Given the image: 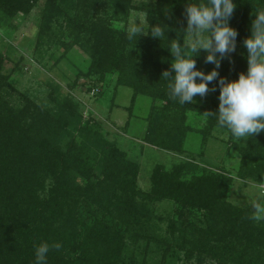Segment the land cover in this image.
<instances>
[{
  "label": "trees",
  "instance_id": "16d2710c",
  "mask_svg": "<svg viewBox=\"0 0 264 264\" xmlns=\"http://www.w3.org/2000/svg\"><path fill=\"white\" fill-rule=\"evenodd\" d=\"M35 1L0 0V20L27 13ZM69 1L43 0L38 35L46 34L49 22L63 14L91 57L88 73L96 77L88 81L87 90L94 93L106 74L116 72V85L132 90L131 103L138 95L152 99L143 141L183 153L189 130L186 112L214 113L219 103L216 81L209 87L217 91H209L206 103L180 105L169 99L168 81L162 76L171 72L170 43L183 46L186 40L189 0H155L139 7L131 0H73V15L68 13ZM233 2L236 7L228 23L238 33L241 53L227 54L217 69L227 80L246 73L244 41L251 35L254 13L264 10V0ZM131 8L146 15L147 31L136 41L110 23L118 15L125 18ZM158 25L166 26V39L151 36V27ZM185 50L192 55L186 41ZM204 53L200 50L193 57L198 70ZM2 65L0 55V264H35V248L42 242L62 245L50 250L47 264H120L126 239L137 240L155 229L151 206L161 200L175 204L167 225L169 242L160 240L165 247L173 244L195 264L206 259L264 264V219L257 221L248 208L229 202L231 177L204 168L198 175L199 165L185 159L169 169L154 165L150 188L141 190L138 162L110 142L99 122L91 115L84 117L72 99L57 101L53 110L27 97L19 105L8 102L2 95L8 87ZM156 100L163 104L155 105ZM214 128L228 132L230 146L240 155L238 176L263 182L264 131L237 141L207 115L203 141Z\"/></svg>",
  "mask_w": 264,
  "mask_h": 264
},
{
  "label": "rangeland",
  "instance_id": "374dc122",
  "mask_svg": "<svg viewBox=\"0 0 264 264\" xmlns=\"http://www.w3.org/2000/svg\"><path fill=\"white\" fill-rule=\"evenodd\" d=\"M74 1H69L70 15L76 11ZM131 1L139 7L155 0ZM43 4V0H36L27 13H20L11 21L0 20L2 73L8 86L2 95L8 102L19 105L21 98L27 97L53 110L57 101L70 98L78 104L84 117L91 115L99 122L104 136L110 142H114L129 158L138 162L137 186L141 190L147 191L150 188L149 178L154 165L160 164L169 169L181 160L190 159L199 165L198 175L201 168H204L224 172L231 177L229 202L237 207L248 208L253 216L258 214L254 206L264 207V181L258 183L238 176L240 155L230 146L227 131L214 128L203 141L202 129L207 115L187 111L185 124L189 130L184 138L183 153L146 144L143 137L153 105L152 99L138 95L131 103L132 90L116 85V72L106 74L94 93L92 89L87 90L88 81L96 77L88 73L91 62L89 53L84 49L82 40L79 41L71 33L63 14L49 22L46 34L38 35ZM133 21L140 23L146 33V15L140 9L131 8L125 18L118 15L110 23L114 29L128 31ZM185 41L187 44V36ZM234 52L241 53L240 44L236 43ZM207 54H203L199 66L200 71L205 73L215 68L214 64L206 62ZM174 59L172 55L171 63ZM206 101L205 97H194V102L204 104ZM154 104L160 106L163 103L156 100ZM151 209L155 229L137 240L126 239L124 261L120 264H195L194 258L186 260L183 252L176 250L173 244L167 248L160 243L161 239L169 242L167 225L168 220L174 218L175 204L170 200L156 201ZM175 222L178 226L179 221L175 219ZM203 264L220 263L206 259Z\"/></svg>",
  "mask_w": 264,
  "mask_h": 264
},
{
  "label": "clouds",
  "instance_id": "9594fccd",
  "mask_svg": "<svg viewBox=\"0 0 264 264\" xmlns=\"http://www.w3.org/2000/svg\"><path fill=\"white\" fill-rule=\"evenodd\" d=\"M236 5L233 0H205L188 2L185 9L188 55L184 45L176 41L170 43L169 50L175 57L171 72L162 76L168 81L169 99L186 105L194 102V97H205L217 87H209L213 81L218 85V110L205 113L215 117L221 128H226L237 141H246L254 134L264 131V10L255 12L251 23V35L244 41L247 49V71L238 74L237 79L220 77L217 69L227 54L236 48L237 31L229 26ZM166 26L151 27V36L166 39ZM145 34L140 23L133 21L127 32L129 41H136ZM200 50L208 53L206 62L215 68L205 73L196 67L193 59ZM219 56V59L217 58ZM199 81V82H197ZM258 214L253 218L264 219V207L254 206ZM60 243L49 245L42 242L35 248V264H47V256L52 248L59 250Z\"/></svg>",
  "mask_w": 264,
  "mask_h": 264
},
{
  "label": "built area",
  "instance_id": "2783aa9c",
  "mask_svg": "<svg viewBox=\"0 0 264 264\" xmlns=\"http://www.w3.org/2000/svg\"><path fill=\"white\" fill-rule=\"evenodd\" d=\"M93 92V91H92Z\"/></svg>",
  "mask_w": 264,
  "mask_h": 264
}]
</instances>
